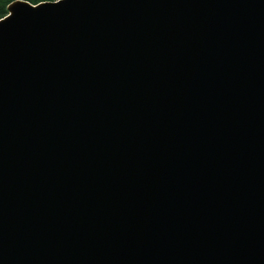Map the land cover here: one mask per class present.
I'll list each match as a JSON object with an SVG mask.
<instances>
[{"label":"water","instance_id":"obj_1","mask_svg":"<svg viewBox=\"0 0 264 264\" xmlns=\"http://www.w3.org/2000/svg\"><path fill=\"white\" fill-rule=\"evenodd\" d=\"M7 11L0 264H264V0Z\"/></svg>","mask_w":264,"mask_h":264},{"label":"trees","instance_id":"obj_2","mask_svg":"<svg viewBox=\"0 0 264 264\" xmlns=\"http://www.w3.org/2000/svg\"><path fill=\"white\" fill-rule=\"evenodd\" d=\"M15 0H0V19L6 16L8 5ZM30 3L31 5H36L41 2H53L56 0H22Z\"/></svg>","mask_w":264,"mask_h":264}]
</instances>
